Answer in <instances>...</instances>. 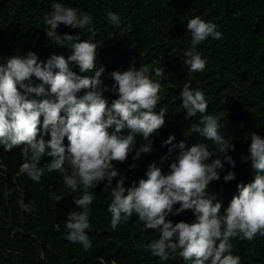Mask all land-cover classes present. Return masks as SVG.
<instances>
[{
    "label": "trees",
    "instance_id": "trees-1",
    "mask_svg": "<svg viewBox=\"0 0 264 264\" xmlns=\"http://www.w3.org/2000/svg\"><path fill=\"white\" fill-rule=\"evenodd\" d=\"M57 3L92 16L91 25L84 29L60 24L56 32L61 37L70 34L78 40L101 44L96 64L97 68L105 69L100 80L101 87L109 89L104 93L109 102L118 98L111 91L112 71L127 70L133 63L137 67L147 64L164 69L163 78L155 77L154 72L152 75L161 83L154 111L166 113L165 125L148 140L137 136L136 147L152 143L151 153L141 154L134 161L133 151L124 163L114 162L126 177L125 185L144 178L148 165L167 154L171 145H162L170 135L175 137L173 144L181 141L186 146L206 144L215 159V146L195 131L199 114L188 117L182 107L180 91L190 82L192 89L203 92L207 114L217 118L220 134L235 145L234 151L217 153L224 166L217 170L220 179L212 181L208 188L226 207L238 194L237 185L251 182L255 175L251 161L246 159L250 155L252 133L264 138V0H0V65L29 51L37 54L38 62L46 61L53 53L67 59L70 48L66 44L56 45L47 35L48 26L44 22ZM109 11L119 16V27L109 23ZM196 16L215 24L222 36L220 39L210 36L197 45L196 51L206 61V67L192 72L184 63L187 59L184 53L191 46L187 22ZM70 67L80 74L78 66L70 64ZM31 83L37 86L41 82L32 77ZM78 95H83V91ZM29 98L39 101L44 97L33 93ZM67 143L65 138L64 144ZM22 147L5 152L0 144V264H190L179 256L160 261L146 251V245L158 238V232L144 230L143 224L136 222L135 214L113 231L107 211L111 189L105 187L106 181L90 189L95 197L90 205L91 227L86 230L91 249L85 252L80 243L67 240V215L79 210L73 198H79L82 189L72 192L66 188L57 172L46 173L39 184L26 175H18L23 162ZM225 155L231 156L234 167L225 160ZM50 159L44 157L40 166ZM133 163L137 165L135 169L130 168ZM169 163L166 161L162 166L165 173ZM229 171L235 172V179L225 182L223 177ZM118 179L114 178L113 186ZM51 193L64 198L57 202ZM21 199L33 211L24 212L18 203ZM178 207L175 205L174 210ZM169 218L173 223L195 220L191 210ZM231 243L233 255L241 258V264H264V236L257 235L251 242L234 238Z\"/></svg>",
    "mask_w": 264,
    "mask_h": 264
},
{
    "label": "clouds",
    "instance_id": "clouds-1",
    "mask_svg": "<svg viewBox=\"0 0 264 264\" xmlns=\"http://www.w3.org/2000/svg\"><path fill=\"white\" fill-rule=\"evenodd\" d=\"M107 17L109 23L120 26L117 14L109 11ZM92 20L89 13L54 4L50 15L44 17L46 33L56 45L70 48L67 59L53 53L46 61L38 62L37 54L29 51L0 65V144L5 152L24 145L17 174L39 184L46 173L57 172L66 188L72 192L82 189V195L73 198L79 210L69 212L65 227L66 239L80 243L85 252L92 247L86 233L91 227L90 205L95 199L90 189L106 181L112 197L107 209L111 229L115 231L135 214L144 230L158 232V238L145 250L160 261L179 256L190 264H241V258L233 255L231 241L240 238L251 242L257 235L264 236V138L252 133L246 159L251 161L255 175L251 182L237 185L238 194L225 207L208 188L212 181L220 179L217 170L224 166L217 153L234 151L235 145L220 134L217 118L207 114L203 92L186 82L180 91L182 107L188 117L199 114V125L203 127L195 125V131L215 146V159L206 144H173L175 137L170 135L162 145H171L167 154L148 165L144 178L126 186V177L114 162L124 163L133 151L134 161L141 154L151 153L152 143L136 147L137 136L148 140L165 125L166 113L154 111L161 83L152 75L154 72L155 77L163 78L164 69L147 64L137 67L133 63L127 70L112 71L111 91L118 98L109 102L104 95L109 89L101 87L100 80L105 69L96 64L101 44L78 40L70 34L61 37L56 32L60 24L84 29ZM187 31L191 33V46L184 53V63L192 72L203 71L206 61L196 51L197 45L210 36L220 39L222 34L216 31L215 24L199 16L188 20ZM70 64L78 66L80 74ZM89 72L94 75L88 76ZM32 77L41 83L33 86ZM82 91L83 95H78ZM33 93L44 98L30 99ZM44 157L51 159L40 166ZM224 158L234 167L231 156ZM166 161H170L167 173L162 170ZM136 167L135 163L130 165L131 169ZM235 175L229 171L223 179L232 181ZM50 196L57 202L64 198L55 193ZM18 203L24 212L33 211L22 199ZM186 210L192 211L194 222L173 223L169 218Z\"/></svg>",
    "mask_w": 264,
    "mask_h": 264
}]
</instances>
